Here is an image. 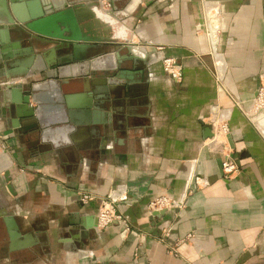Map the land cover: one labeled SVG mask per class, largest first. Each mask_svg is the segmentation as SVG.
I'll use <instances>...</instances> for the list:
<instances>
[{"label":"crops","instance_id":"0c3cea01","mask_svg":"<svg viewBox=\"0 0 264 264\" xmlns=\"http://www.w3.org/2000/svg\"><path fill=\"white\" fill-rule=\"evenodd\" d=\"M98 1L104 12L110 2L118 8L119 0ZM123 1L122 19L136 32L131 43L145 45L131 51L147 54L143 62L120 61L124 86L105 82L95 93L86 91L90 79L115 78L99 71L85 76L80 62L78 76L49 80L36 70L53 53L38 54L28 72L17 58L20 66L7 81L8 70L0 68V210L7 211L0 216V264H264V135L245 113L264 81V0ZM5 4L0 0V23L6 20ZM217 8L221 31L213 44L202 21L208 9ZM13 45L12 55L30 51L24 42ZM80 45L89 46V57L117 48ZM117 52L93 65L113 66ZM166 57L180 66L181 80L164 70ZM214 63L224 84L214 80ZM20 83L23 93L37 83L36 93L45 99L42 142L26 132L35 123L6 109L8 85ZM58 97L78 107L71 115L78 122L90 112L79 106L92 100L98 117L111 116L108 134L87 138L82 129L63 136L58 124L70 116ZM215 117L229 121L224 145L234 148L240 165L231 179L223 177L217 145L204 137V126ZM81 192L95 199L83 204ZM106 195L117 198V211L142 236L127 233L119 221L86 229L97 221ZM160 195H185V201L150 213L149 201ZM163 225L171 228L165 244L152 239ZM187 233L192 238L169 252Z\"/></svg>","mask_w":264,"mask_h":264},{"label":"water","instance_id":"95a60500","mask_svg":"<svg viewBox=\"0 0 264 264\" xmlns=\"http://www.w3.org/2000/svg\"><path fill=\"white\" fill-rule=\"evenodd\" d=\"M86 2L94 5L102 13L104 12L98 0H6V20L0 23V48H3L0 50V68L8 70L7 75L4 74V76L11 77L13 75V71L11 70L16 66H20L19 62L21 59L17 58L24 59L21 61V64L26 68V72H28L31 65H34L38 59V54L48 56L53 52L52 57H44L47 65L38 70L34 68V71L36 70L38 73L45 72L49 76V80L52 79L54 81L72 78L74 75L78 76L76 75V71L80 68L79 60L74 57L76 44L117 43L125 47L127 46L128 52L124 55L118 54V59L115 58L113 66L110 65L111 63H104L98 66L93 65V60L107 56L106 54L95 55L96 57H83L82 60L86 61L87 66V71L83 75L88 76L91 72L94 73L95 71H110L113 72L111 77L117 79L107 81L90 79L87 81L88 87L86 91L91 93H95V87L100 88L99 85L105 84V82L106 84L124 86L125 83H123L122 79L124 78L123 74L126 72V69L122 64L120 66V61L131 59L136 63L139 60H143V57L134 55L131 47L128 45L131 42L133 32L117 16L121 10L112 5V2H110L112 9L106 10L101 16H98L89 6L91 4ZM107 17L110 20H107ZM94 31L103 33L104 37L95 36ZM24 41L29 43L27 46L30 47L28 49L30 51H24L22 54L18 52L12 55L13 53H10V48L14 46L13 42L23 43ZM47 44H50L49 49L43 47ZM39 45H41L40 50ZM66 47H71V50L66 54L57 55V49ZM115 51L116 49H114ZM64 57L66 60H64ZM99 77L101 76L99 75ZM22 87V83L14 86L8 85L9 96L7 98L6 109L9 111V114L19 120L35 123L26 132L38 142H42L41 136L43 135V130L48 127L45 124L44 118H41L40 115L45 99L42 95L40 96L36 93L37 87H39L37 83H33L30 86L31 88L25 90L24 93ZM62 87L63 83H59L60 91H62ZM18 89L21 90V94ZM110 89L112 88L110 87ZM57 99L59 104L63 105L64 103L68 107L67 113L70 116L58 124L60 125L58 130L61 134H64H62L63 136L67 133L72 138L73 133L78 134L80 131L82 132V129L85 130L86 134H83L87 138L91 136L99 140L102 136L101 132L108 134L111 116L107 113L105 115L106 119L98 117L92 100H88L86 105L79 106L82 110H89L90 112H85L87 114L85 120L78 122L71 117L73 114L72 109L78 108L76 105L71 104L72 100L68 97H58ZM32 103L33 105H31ZM61 105L58 107L59 109H61ZM211 132V126L209 124L205 125L204 137H211ZM6 215V209L0 210L2 218ZM96 222L98 223V221H95L94 224H87L86 229L97 228L98 224ZM79 236H81V233H79ZM10 249L13 250L14 248L10 246Z\"/></svg>","mask_w":264,"mask_h":264},{"label":"built area","instance_id":"2783aa9c","mask_svg":"<svg viewBox=\"0 0 264 264\" xmlns=\"http://www.w3.org/2000/svg\"><path fill=\"white\" fill-rule=\"evenodd\" d=\"M208 15L209 20L211 21L210 24L206 26L207 35L209 36V39L212 38L211 43H215L214 37L217 35L218 32H220V23H217L218 19H220V11L219 8L217 9H208L205 12ZM211 40V39H210ZM163 67L166 71L173 74L177 80L181 79V73H180V66L175 63V61L170 58H164L162 60ZM214 77L215 82L218 85H221V77L219 70L216 68L214 69ZM238 105V104H237ZM252 112L248 113V117L253 119L254 123H259V116L264 113V81H262L258 87L256 98L252 103V106L250 108ZM251 114L253 115L251 117ZM256 116V117H255ZM211 123V131L213 133V136L208 138L210 143H215L219 149V151L222 154V162H221V169L223 172V175H228L230 173L236 172V164L234 159L231 156L230 151H226L224 149H227L228 146L224 145L225 138L227 134L229 133V121L226 118H219L215 117L210 120ZM230 148V147H229ZM224 150V151H221ZM187 194V193H186ZM95 199L94 194L88 193V192H81L79 193V200L81 203L86 204L90 201ZM117 201V198L112 195L104 196L100 199V208L98 212V226L104 227L113 221H119L124 224V229L127 233H134L136 235L142 236L143 234L138 231L137 229L130 228V226L126 223L125 217L122 213L118 212L115 207V202ZM185 201V195H183L180 199H174L166 195H160L157 197H154L151 199L147 205V210L152 212H160L161 210L167 209L172 206H180ZM159 233L156 236H153V239L160 243H167V238L170 235V225H163L159 228ZM193 236L192 233L187 234V239H191ZM185 239H179L174 245H169L167 248L169 252L175 254L177 252V244L179 242H183ZM138 248V247H137ZM92 264H99L96 261H93Z\"/></svg>","mask_w":264,"mask_h":264},{"label":"rangeland","instance_id":"374dc122","mask_svg":"<svg viewBox=\"0 0 264 264\" xmlns=\"http://www.w3.org/2000/svg\"><path fill=\"white\" fill-rule=\"evenodd\" d=\"M122 4H124V1L123 0H119V1H117L116 2V6L118 7V10H122V8L120 7ZM112 9V5L110 6V7H107V11L108 10H111ZM120 13V12H119ZM219 14H221V13H219ZM117 16L121 19V20H123L122 19V14L120 13V14H117ZM124 21V20H123ZM124 23V22H123ZM211 23V21L209 20V18H208V15L206 14V13H204L203 14V21H202V24H203V29L208 25V24H210ZM217 23H221V21H220V19H218V21H217ZM125 24V23H124ZM126 25V24H125ZM220 31H221V27H220ZM132 32H133V30H132ZM219 33V32H218ZM135 37H136V32L134 31L133 33H132ZM133 35L131 36V40L130 41H133L134 42V40H136V38L134 37L133 38ZM136 43V42H135ZM131 43L130 42V44H128L129 45V47H131V46H138L139 45V47L140 46H145V45H143V44H140V43ZM24 44L25 45H29V43L27 42V41H24ZM114 45H116L117 43H113ZM44 48L46 47V49H49V47H50V44H47L46 46H43ZM40 48H41V45H39V50H40ZM71 50V47H66V48H61V49H57L56 51H57V55H63V54H66V53H68L69 51ZM116 51H118V53L120 54V55H124V54H126L127 52H128V47L126 46H123V45H121V44H117V48H116ZM114 52V50H112V51H108V52H106V53H103V54H106V55H110V54H113L115 57H116V55L113 53ZM143 52V51H142ZM37 53V52H36ZM138 57H143V58H145V57H147V54L144 52V56H140V55H138ZM167 58V57H166ZM164 59V58H163ZM162 59V60H163ZM140 62H143V60H140ZM213 64V63H212ZM124 65V64H123ZM215 63H214V65H213V69H215ZM164 68V67H163ZM217 68V67H216ZM212 69V70H213ZM165 70V69H164ZM166 71V70H165ZM100 73L101 72H105V71H99ZM110 72V71H109ZM167 73H169L168 71H166ZM214 72V71H213ZM95 73H97V71H95L93 74H95ZM180 73H181V70H180ZM171 74V73H170ZM221 74V73H220ZM173 75V74H172ZM23 76H25V75H23ZM22 76V77H23ZM223 76V75H222ZM11 78H13L12 76H11ZM10 78V79H11ZM7 78L5 77V80H6ZM181 79H182V73H181ZM180 79V80H181ZM14 80V79H13ZM214 80H215V77H214ZM7 81V80H6ZM19 81H22V79H19ZM221 81L223 82V77H221ZM13 82H15V81H13ZM223 84H224V82H223ZM223 84H222V87H223ZM224 88V87H223ZM234 99V98H233ZM234 103L237 105L238 104V102L234 99ZM239 105V104H238ZM249 112H252V110H250V108L248 109V110H245V113L248 115V113ZM249 118V117H248ZM250 119V118H249ZM248 119V120H249ZM249 122L250 123H254V122H256V121H254L252 118L249 120ZM208 123H209V125L211 126V123H210V121H208ZM255 124V123H254ZM211 128H212V126H211ZM262 128V134L264 135V127H261ZM210 138V137H209ZM224 150H226V151H230V153H231V156H232V158L234 159V161H235V164H236V172L235 173H230V174H228V175H223V177L224 178H226V179H231V178H233V177H235V175L239 172V170H240V165H239V162H238V159L236 158V155H234V148H227V149H224ZM224 150H221V151H224ZM187 192H189V190L187 191ZM106 196H108V195H106ZM105 196V197H106ZM97 221H98V218H97ZM128 224V223H127ZM129 225V224H128ZM107 226V225H106ZM130 226V225H129ZM101 227V226H100ZM105 227V226H104ZM130 228H131V226H130ZM171 229V228H170ZM139 231V230H138ZM141 232V231H140ZM142 233V232H141ZM158 233L159 232H157V233H155V234H153L152 235V239H153V236H156V235H158ZM143 234V233H142ZM187 234H189V233H187ZM187 234H186V236H185V240L187 239L186 237H187ZM94 261H96V260H94ZM96 262H98V261H96ZM93 263V262H92ZM91 263V264H92ZM99 263V262H98ZM100 264V263H99Z\"/></svg>","mask_w":264,"mask_h":264},{"label":"bare ground","instance_id":"6f19581e","mask_svg":"<svg viewBox=\"0 0 264 264\" xmlns=\"http://www.w3.org/2000/svg\"><path fill=\"white\" fill-rule=\"evenodd\" d=\"M89 4H91V3H89ZM90 7H91V9L95 12V13H97V15L98 16H101L103 13L98 9V8H96L94 5H89ZM108 18V17H107ZM107 20H110L109 18L107 19ZM95 32V31H94ZM95 36H97L96 35V32H95ZM98 37V36H97ZM88 48H89V46H87V45H80V43H78V44H76V47H75V55H74V57L76 58V59H80L79 60V62L80 63H84L83 64V66L85 67V68H87V66H86V61H83L81 58H83V57H89V55L87 54L86 55V50H88ZM135 50V49H134ZM53 52H51L50 54H52ZM39 60H40V58H38L36 61H35V63H34V65L37 63V62H39ZM89 66H90V63H89ZM255 98H256V96H255ZM255 98L253 99V101L255 100ZM253 101H252V103H253ZM235 104V103H234ZM236 105V104H235ZM236 106H238V105H236ZM251 106H252V104H251ZM251 108V107H250ZM253 115L251 114V117H252ZM256 117V116H255ZM260 127H264V113L262 114V115H260L259 116V123H257ZM212 133V132H211ZM213 136V133L211 134V137ZM227 136H228V134H227ZM227 136H226V139H227Z\"/></svg>","mask_w":264,"mask_h":264},{"label":"flooded vegetation","instance_id":"af4514ba","mask_svg":"<svg viewBox=\"0 0 264 264\" xmlns=\"http://www.w3.org/2000/svg\"><path fill=\"white\" fill-rule=\"evenodd\" d=\"M64 60H66V58L64 57Z\"/></svg>","mask_w":264,"mask_h":264}]
</instances>
